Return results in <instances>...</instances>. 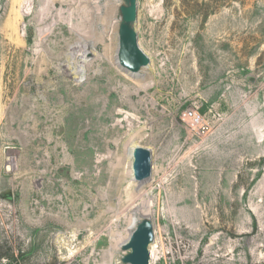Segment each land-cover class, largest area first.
<instances>
[{
    "label": "rangeland",
    "instance_id": "obj_1",
    "mask_svg": "<svg viewBox=\"0 0 264 264\" xmlns=\"http://www.w3.org/2000/svg\"><path fill=\"white\" fill-rule=\"evenodd\" d=\"M123 4L0 0V264H129L145 213L151 264H264V0H139L135 75Z\"/></svg>",
    "mask_w": 264,
    "mask_h": 264
},
{
    "label": "water",
    "instance_id": "obj_2",
    "mask_svg": "<svg viewBox=\"0 0 264 264\" xmlns=\"http://www.w3.org/2000/svg\"><path fill=\"white\" fill-rule=\"evenodd\" d=\"M120 7L118 62L122 69L131 75L150 64V57L139 45L136 22L138 19V1L123 0ZM133 175L139 185L152 179L154 174V155L149 147L137 145L133 150ZM154 223L150 217H143L130 234L122 248L128 251L122 261L129 264H151L150 245L156 240Z\"/></svg>",
    "mask_w": 264,
    "mask_h": 264
},
{
    "label": "built area",
    "instance_id": "obj_3",
    "mask_svg": "<svg viewBox=\"0 0 264 264\" xmlns=\"http://www.w3.org/2000/svg\"><path fill=\"white\" fill-rule=\"evenodd\" d=\"M181 118L192 129L199 128V127L201 128L204 126L202 115L193 108H188L184 110Z\"/></svg>",
    "mask_w": 264,
    "mask_h": 264
},
{
    "label": "bare ground",
    "instance_id": "obj_4",
    "mask_svg": "<svg viewBox=\"0 0 264 264\" xmlns=\"http://www.w3.org/2000/svg\"><path fill=\"white\" fill-rule=\"evenodd\" d=\"M118 35H119V31H118ZM119 46V45H118ZM118 50H117V52H116V58L118 59ZM118 64H119V62H118ZM119 67L121 68V66L119 65ZM122 69V68H121ZM124 72H126L124 69H122ZM79 73V72H78ZM128 73V72H127ZM130 74V73H129ZM131 147V146H130ZM133 147V146H132ZM136 147V146H135ZM135 147H133V148H131V150H130V152L132 153V155H133V150H134V148ZM129 156H131V155H129ZM146 183V182H145ZM144 183V184H145ZM144 186H143V184H141V185H138V189H139V191H141L142 190V188H143ZM128 198L129 197H124L123 198V200H122V203H126L127 201H128ZM144 217H146V216H148L149 215V213H145V214H142ZM140 221V217L138 216V215H133V216H131V220H130V224H129V228H130V230H131V233L133 232V230L136 228V226H137V224H138V222ZM130 233V234H131ZM129 237H130V235H129ZM129 237L124 241V243L126 242V241H128V239H129ZM155 242L156 241H154L151 245H150V248L152 249V246H153V248H154V244H155Z\"/></svg>",
    "mask_w": 264,
    "mask_h": 264
}]
</instances>
